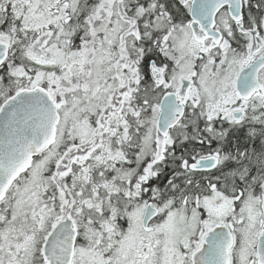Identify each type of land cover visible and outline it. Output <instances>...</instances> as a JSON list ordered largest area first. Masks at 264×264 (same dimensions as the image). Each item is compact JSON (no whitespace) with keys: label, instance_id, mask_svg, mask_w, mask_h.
<instances>
[{"label":"snow or ice","instance_id":"snow-or-ice-1","mask_svg":"<svg viewBox=\"0 0 264 264\" xmlns=\"http://www.w3.org/2000/svg\"><path fill=\"white\" fill-rule=\"evenodd\" d=\"M0 264H264V0H0Z\"/></svg>","mask_w":264,"mask_h":264}]
</instances>
